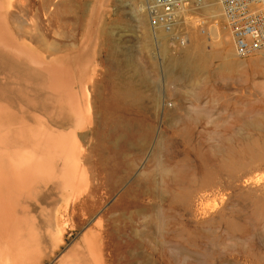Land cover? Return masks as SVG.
<instances>
[{
  "label": "rangeland",
  "instance_id": "obj_1",
  "mask_svg": "<svg viewBox=\"0 0 264 264\" xmlns=\"http://www.w3.org/2000/svg\"><path fill=\"white\" fill-rule=\"evenodd\" d=\"M61 2L27 0L25 5L47 38L65 46L60 55L77 57L97 0ZM106 7L111 11L105 12ZM140 12L145 28L137 19ZM200 22L225 30L222 19L202 16L200 6H192L178 15L177 31L186 39L180 47L169 34L160 42L155 35L146 37L151 27L144 0H105L84 52L90 59L85 60L92 123L97 124L89 138L93 142L102 133L99 115L113 95L127 88L142 96L133 112L140 125L132 143L104 149L102 162L96 159L99 152H92L93 197L56 247L45 235L42 244L53 253L43 264H58L85 233L101 237L96 264H264V66H251L264 62V56L238 58L231 39L221 51L211 36L200 34ZM199 37H205V44L194 56ZM225 50L241 66L219 74ZM190 60L205 66L192 73ZM4 77L17 82L15 89L3 84ZM43 81L0 56V102L9 101L15 109L32 106L44 117L51 111ZM64 121L69 128L70 121ZM60 204L59 190L41 196V205L53 213ZM31 213L38 217L39 208ZM99 218L105 228L96 227ZM46 222L39 220V231L52 226L56 235L54 224ZM83 261L95 264L88 256Z\"/></svg>",
  "mask_w": 264,
  "mask_h": 264
},
{
  "label": "bare ground",
  "instance_id": "obj_2",
  "mask_svg": "<svg viewBox=\"0 0 264 264\" xmlns=\"http://www.w3.org/2000/svg\"><path fill=\"white\" fill-rule=\"evenodd\" d=\"M26 1L0 0V56L9 57L19 65L26 66L38 80L44 77L41 91L49 101L47 110L51 112L43 117L32 112L36 111L32 106L28 108L18 104L15 109L9 105V101L0 102V264H43L53 253V249L42 244L45 235L56 247L71 220L93 197V171L90 169L92 152L98 151L96 159L102 162L104 149H112L115 144L132 143L140 125L134 119L133 112L142 96L127 88L113 95L103 117V113L99 115V120L104 124L102 133L99 136L96 133L93 142L89 138L93 124L95 128L97 124L92 123L93 106L86 86L91 83L86 63L90 59L85 58L83 49L100 17L105 0H97L87 28V41L85 39L83 42L82 50H78L82 53L77 57L61 56L65 46L48 39L37 19H29ZM67 1L62 0L61 5L64 6ZM199 6L202 16L223 20L217 0H203ZM53 14V20L58 19L56 13ZM137 19L145 28L142 12ZM48 21L50 24L51 21ZM220 29L208 25L200 34L211 36L221 51H224L231 37L226 28V31ZM145 33L151 39L155 35L159 42L168 37L161 29L152 27L145 30ZM205 37L196 39L192 55L195 56L197 49L205 44ZM225 51V65L219 74L241 66L233 58L234 50L233 53ZM188 63L191 64L190 72L195 74L205 66L196 65L191 60ZM74 66L79 71L77 75L72 72ZM251 66L256 70L261 69L264 62H256ZM15 83L13 78L4 77L3 84L11 89H15ZM126 116L130 118L126 119ZM63 119L70 121L69 128H64L68 122ZM54 190H59L61 204L53 213L52 209L41 205V196ZM34 207L39 208L38 217L31 213ZM40 219L47 221L48 225L52 222L57 228L56 235L50 229L52 226L45 233L40 232ZM102 221L99 218L96 227L105 228L101 226ZM100 238L99 233H85L80 243L68 251L58 264H71L76 259L77 263H84L87 256L95 264L99 263L97 250H100Z\"/></svg>",
  "mask_w": 264,
  "mask_h": 264
},
{
  "label": "built area",
  "instance_id": "obj_3",
  "mask_svg": "<svg viewBox=\"0 0 264 264\" xmlns=\"http://www.w3.org/2000/svg\"><path fill=\"white\" fill-rule=\"evenodd\" d=\"M203 0H144L150 27L169 34L177 46L186 39L177 31L178 15ZM222 11L224 28L230 34L238 58L264 56V0H217ZM199 30H205L200 22Z\"/></svg>",
  "mask_w": 264,
  "mask_h": 264
},
{
  "label": "water",
  "instance_id": "obj_4",
  "mask_svg": "<svg viewBox=\"0 0 264 264\" xmlns=\"http://www.w3.org/2000/svg\"><path fill=\"white\" fill-rule=\"evenodd\" d=\"M104 11L105 12H108V11H111V8L110 7H106L105 9H104ZM99 19V18H98ZM98 19H97V22L95 23V26H94V29L92 30V33L90 34V36L88 37V42H87V44H86V46H85V48L83 49V53L85 52H87L88 51V49L90 48V46H91V44H92V41H93V39H94V36H95V32H96V28H97V24H98ZM86 41H87V38H86ZM84 42H85V40H84ZM83 45V44H82ZM82 47H81V45H80V47H79V50L81 49Z\"/></svg>",
  "mask_w": 264,
  "mask_h": 264
}]
</instances>
